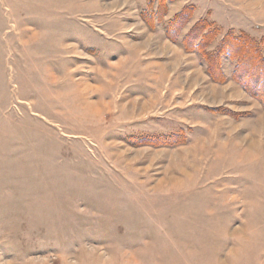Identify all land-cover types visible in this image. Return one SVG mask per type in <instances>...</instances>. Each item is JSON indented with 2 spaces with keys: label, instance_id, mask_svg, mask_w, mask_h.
Listing matches in <instances>:
<instances>
[{
  "label": "rangeland",
  "instance_id": "rangeland-1",
  "mask_svg": "<svg viewBox=\"0 0 264 264\" xmlns=\"http://www.w3.org/2000/svg\"><path fill=\"white\" fill-rule=\"evenodd\" d=\"M0 264H264V0H0Z\"/></svg>",
  "mask_w": 264,
  "mask_h": 264
},
{
  "label": "bare ground",
  "instance_id": "bare-ground-1",
  "mask_svg": "<svg viewBox=\"0 0 264 264\" xmlns=\"http://www.w3.org/2000/svg\"><path fill=\"white\" fill-rule=\"evenodd\" d=\"M96 105V104H95ZM253 142V141H252ZM256 148L255 143L252 144L251 148ZM252 150V149H251Z\"/></svg>",
  "mask_w": 264,
  "mask_h": 264
}]
</instances>
